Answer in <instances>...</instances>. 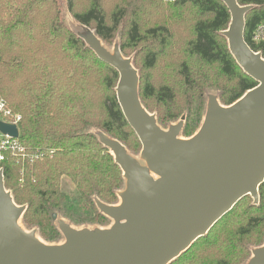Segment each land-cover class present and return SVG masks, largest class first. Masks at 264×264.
I'll list each match as a JSON object with an SVG mask.
<instances>
[{
    "label": "trees",
    "instance_id": "1",
    "mask_svg": "<svg viewBox=\"0 0 264 264\" xmlns=\"http://www.w3.org/2000/svg\"><path fill=\"white\" fill-rule=\"evenodd\" d=\"M131 1L127 8L118 6L108 22L99 0H92L82 13L68 10L77 23L93 30L102 46L113 39L122 20L127 24L118 48L127 58V50L141 45V66L131 60L138 73V95L160 128L183 117L179 137L190 138L201 127L208 96L226 107L256 87L221 35L230 15L219 0ZM236 1L251 7L245 16L244 41L264 60V44L252 41L256 26L264 22V0ZM44 2L0 0V97L21 118L16 142L26 154L23 163L11 156L17 154H3L0 169L14 204L25 206L20 226L35 230L43 243L56 245L62 240L57 220L77 230L108 228L110 219L98 211L95 201L118 205V193L124 189L122 172L96 133L119 141L131 156L139 140L117 103V72L98 60L77 34L58 24V10L44 7ZM148 10L161 11L162 22L142 31L140 20ZM186 20L192 38L180 45L175 41L177 22ZM177 45L204 71L193 73L183 60L176 69L179 83L155 87L143 71L155 68L159 56ZM180 100L186 108H180ZM246 198L250 197L242 198L170 264H246L251 251L264 243V182L258 188V203L252 200L238 212Z\"/></svg>",
    "mask_w": 264,
    "mask_h": 264
},
{
    "label": "water",
    "instance_id": "2",
    "mask_svg": "<svg viewBox=\"0 0 264 264\" xmlns=\"http://www.w3.org/2000/svg\"><path fill=\"white\" fill-rule=\"evenodd\" d=\"M219 1L230 15L221 33L228 51L257 85L226 107L208 96L201 127L187 139L179 137L183 117L164 130L143 108L138 73L118 47L108 50L94 34L85 41L80 37L98 60L117 72V103L140 142L144 165L119 141L97 133L125 180L118 205L95 201L112 224L77 230L57 220L64 241L56 245L43 243L35 230L20 226L25 207L14 204L0 169V264H170L242 198L258 203L264 182V60L244 41L251 7ZM0 133L19 136L16 125L3 121ZM246 264H264V243L251 251Z\"/></svg>",
    "mask_w": 264,
    "mask_h": 264
},
{
    "label": "rangeland",
    "instance_id": "3",
    "mask_svg": "<svg viewBox=\"0 0 264 264\" xmlns=\"http://www.w3.org/2000/svg\"><path fill=\"white\" fill-rule=\"evenodd\" d=\"M13 2V1H11ZM125 2V4L123 3ZM127 2H130L131 5H133V2L131 0H99V6L103 10L105 15V20L108 22L110 20V17L112 15V12L115 11V9L118 6H123L122 8H127L128 5H126ZM92 3V0H45L44 7L48 6L50 8H54L55 10H58L57 13V23L68 28L70 31H72L74 34H77L79 37H81L84 41L85 38L92 36L94 34L93 30L88 27H84L77 23L73 17L72 14L69 12L68 7H71V11L73 13H82L89 9L90 5ZM14 6V5H13ZM145 6V3H142L141 7ZM49 11V10H48ZM162 18H161V11L156 10H148L147 12L143 13V16L141 17L140 24H141V30L145 29H152L154 27H157L161 24ZM178 24V29H176L175 32V41L177 40L178 43L181 45L185 43L187 40L192 38L191 30L189 29L188 21L186 20L183 24ZM127 30V24L122 20L119 24V27L116 31V34L114 35L113 39L109 41L107 44H104V46L108 50H113L115 47H119L120 44H123V40L125 37V32ZM172 34V31L170 32ZM173 40V37L171 38ZM171 43L173 44L172 41ZM85 43V42H84ZM177 44V43H176ZM139 45L136 48H130V50L125 52V55H127V58L130 60H135L137 62V66H141V60H142V53H140ZM180 48L177 45L176 50H169L166 52V54L163 56H159L157 61V65L152 70H145L143 71V75L147 80H150L149 82L156 86L163 85V84H174L175 82L179 83V78L176 75V69L177 64H179L183 60H187L191 70L195 74H202L204 71V68L200 66L195 59H187L185 55L182 53V49L178 51ZM140 64V65H139ZM208 70V69H207ZM198 76V75H194ZM186 103L183 100H180V108H186ZM19 115V114H16ZM96 136L97 133H96ZM138 141V139H137ZM140 151H141V145L138 141V147L137 149L133 150V157L136 158L141 165H144V163L140 160ZM10 154V150L3 151V154ZM14 159H19L22 163L25 159V156H13ZM119 203V198L118 201ZM252 204L251 198H246L243 201H241L237 206V211H241L243 208H245L247 205ZM25 207V206H24ZM92 218V217H91ZM109 225L112 224V220L108 221ZM37 236V234H36ZM41 241V240H40ZM64 241L63 236L60 243ZM43 242V241H42ZM253 247V246H252Z\"/></svg>",
    "mask_w": 264,
    "mask_h": 264
},
{
    "label": "built area",
    "instance_id": "4",
    "mask_svg": "<svg viewBox=\"0 0 264 264\" xmlns=\"http://www.w3.org/2000/svg\"><path fill=\"white\" fill-rule=\"evenodd\" d=\"M173 2L174 0H164ZM252 41L254 43H263L264 44V22L258 24L253 32ZM20 116L12 114V112L7 108L5 102L0 97V121L14 124L17 126L20 121ZM10 150L12 154H17L24 156V150L16 142V139H11L7 136H4L0 133V161H3V151Z\"/></svg>",
    "mask_w": 264,
    "mask_h": 264
}]
</instances>
